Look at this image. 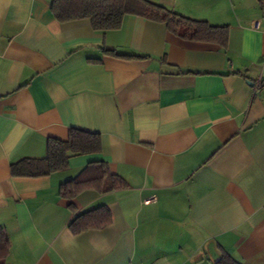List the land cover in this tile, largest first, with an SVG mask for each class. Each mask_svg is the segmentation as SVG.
I'll return each mask as SVG.
<instances>
[{
  "label": "crops",
  "instance_id": "1",
  "mask_svg": "<svg viewBox=\"0 0 264 264\" xmlns=\"http://www.w3.org/2000/svg\"><path fill=\"white\" fill-rule=\"evenodd\" d=\"M147 1L226 26L224 44L136 15L97 31L58 22L51 0H0L2 264H213L223 252L264 264V0ZM72 128L98 133L101 150L10 174ZM92 162L126 185L61 197ZM99 206L110 222L73 235L68 222Z\"/></svg>",
  "mask_w": 264,
  "mask_h": 264
},
{
  "label": "trees",
  "instance_id": "2",
  "mask_svg": "<svg viewBox=\"0 0 264 264\" xmlns=\"http://www.w3.org/2000/svg\"><path fill=\"white\" fill-rule=\"evenodd\" d=\"M51 12L58 22L87 18L93 30H116L125 15L142 16L149 20L164 22L168 30L180 39L215 42L224 44L226 26L209 25L203 20H194L176 14L165 6L147 0H51ZM104 54L123 58H141L139 54L120 55L112 49H103ZM98 133L72 128L66 140L50 139L47 154L43 159H23L11 164L12 176L38 177L65 169L68 158L75 155L97 153L101 150ZM125 182L116 174H111L105 162L87 164L80 173L60 184L59 195L72 198L82 190L93 189L99 193L124 187ZM110 222V212L99 206L75 215L68 222L71 233L79 234L87 229L102 228ZM9 250V241L0 227V264ZM213 264H242L226 252Z\"/></svg>",
  "mask_w": 264,
  "mask_h": 264
},
{
  "label": "built area",
  "instance_id": "3",
  "mask_svg": "<svg viewBox=\"0 0 264 264\" xmlns=\"http://www.w3.org/2000/svg\"><path fill=\"white\" fill-rule=\"evenodd\" d=\"M156 198L155 196H150V197H147L143 200V203H149V202H152L154 201Z\"/></svg>",
  "mask_w": 264,
  "mask_h": 264
}]
</instances>
